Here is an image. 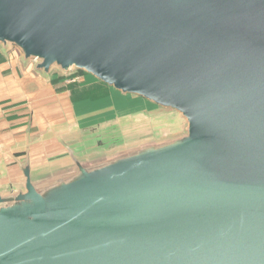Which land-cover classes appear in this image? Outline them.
Here are the masks:
<instances>
[{"label": "water", "instance_id": "obj_1", "mask_svg": "<svg viewBox=\"0 0 264 264\" xmlns=\"http://www.w3.org/2000/svg\"><path fill=\"white\" fill-rule=\"evenodd\" d=\"M0 43L173 108L0 191V264H264V0H0Z\"/></svg>", "mask_w": 264, "mask_h": 264}, {"label": "crops", "instance_id": "obj_2", "mask_svg": "<svg viewBox=\"0 0 264 264\" xmlns=\"http://www.w3.org/2000/svg\"><path fill=\"white\" fill-rule=\"evenodd\" d=\"M36 65L33 59H25L16 47L5 48L0 43L2 193L21 184L25 167L30 173H40L66 163L72 157H83L99 149L111 148L119 142L139 141L149 136H174L185 131L186 120L176 110L183 120L176 131L164 126L123 128L120 123L113 127L112 118L97 119L100 113L114 110L113 103L116 102L113 99L109 105L94 107L87 113L90 108L82 106L84 101L76 99L73 102L71 98V79H58L65 71L59 68L58 71L53 70L52 66L45 72ZM88 76L90 78H76L81 86L78 92L93 85L101 86L98 79L91 74Z\"/></svg>", "mask_w": 264, "mask_h": 264}, {"label": "rangeland", "instance_id": "obj_3", "mask_svg": "<svg viewBox=\"0 0 264 264\" xmlns=\"http://www.w3.org/2000/svg\"><path fill=\"white\" fill-rule=\"evenodd\" d=\"M53 70H57V67L53 66ZM75 71V68H72L69 70V72H61V76H74L75 74H72V72L75 73ZM87 77L90 78V76ZM109 88L111 89L110 93L112 95L113 92L123 94L121 91L116 90L112 86H109ZM107 98L108 97L101 98L102 102L100 101L98 103L101 104L105 102L104 99ZM117 101L132 104L134 109H128L118 113L116 112L115 115H113V127L120 123V125L122 124L121 127L123 128H132L134 126L140 128L164 126L170 131H176L183 123L182 118H180L179 114L172 108H164L150 102H144L136 96H125L123 99Z\"/></svg>", "mask_w": 264, "mask_h": 264}, {"label": "trees", "instance_id": "obj_4", "mask_svg": "<svg viewBox=\"0 0 264 264\" xmlns=\"http://www.w3.org/2000/svg\"><path fill=\"white\" fill-rule=\"evenodd\" d=\"M75 70H76L75 73L72 72V74H75L74 76H70V77L69 76H67V77L58 76V79L59 80H63V78L64 79H66V78L71 79V82L69 84L70 90L73 91L71 98L73 99V102H75L76 99L84 101V102H81L82 106L87 107V109L90 108V110L86 111L87 113L93 111L92 109H94V107H103V106L109 105L111 103L110 101L112 99H113V101L116 102V104L113 103L114 110L112 112L111 111L104 112L103 114L100 113L99 116H97V119H99V118H101L102 120H106L108 118L113 119V115H115L116 112L118 113V112H122V111H125L128 109H134L132 107L133 106L132 104L117 101V100L123 99L125 96H131V94H125V93L119 94V93L113 92V95H112L110 93L111 92V89L109 88L110 85L108 86V84H105L101 81H98V83H100L101 86L93 85V86H90L89 88H87L83 92H78V89L81 86H79V84L76 82V78L77 77H83L84 78V77L88 76L89 73H86L85 71L80 70V69H75ZM105 97H108L107 99H104V101L106 103L103 102V103L99 104L98 102H100L102 100L101 98H105ZM136 97L139 98L140 100L144 101V102L146 101V102L152 103L151 101H149V100H147L141 96L136 95ZM97 119L92 118V120H97Z\"/></svg>", "mask_w": 264, "mask_h": 264}]
</instances>
